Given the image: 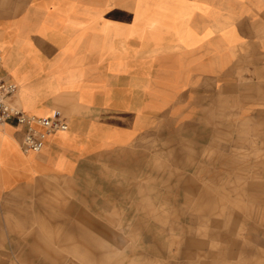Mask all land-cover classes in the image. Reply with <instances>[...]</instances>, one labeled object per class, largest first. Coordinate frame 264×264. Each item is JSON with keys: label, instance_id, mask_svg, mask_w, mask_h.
I'll return each instance as SVG.
<instances>
[{"label": "crops", "instance_id": "crops-1", "mask_svg": "<svg viewBox=\"0 0 264 264\" xmlns=\"http://www.w3.org/2000/svg\"><path fill=\"white\" fill-rule=\"evenodd\" d=\"M0 49L13 102L69 125L39 152L0 125V226L40 185L87 195L88 169L143 137L198 136L236 114L264 129V0H0Z\"/></svg>", "mask_w": 264, "mask_h": 264}, {"label": "rangeland", "instance_id": "rangeland-1", "mask_svg": "<svg viewBox=\"0 0 264 264\" xmlns=\"http://www.w3.org/2000/svg\"><path fill=\"white\" fill-rule=\"evenodd\" d=\"M229 124L104 153L77 189L87 195L40 185L6 205L0 264H264V190L247 192L264 189V129Z\"/></svg>", "mask_w": 264, "mask_h": 264}, {"label": "built area", "instance_id": "built-area-1", "mask_svg": "<svg viewBox=\"0 0 264 264\" xmlns=\"http://www.w3.org/2000/svg\"><path fill=\"white\" fill-rule=\"evenodd\" d=\"M3 54L0 49V125L15 122L24 129L23 150L39 152L43 149L48 136L69 127L66 117L60 110L49 116L27 114L22 107L13 102L18 87L1 73Z\"/></svg>", "mask_w": 264, "mask_h": 264}]
</instances>
